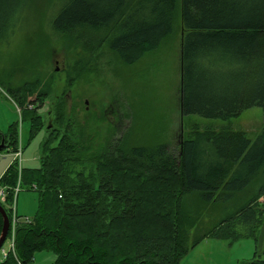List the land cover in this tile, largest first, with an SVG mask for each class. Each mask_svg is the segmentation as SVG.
<instances>
[{"label":"trees","instance_id":"trees-1","mask_svg":"<svg viewBox=\"0 0 264 264\" xmlns=\"http://www.w3.org/2000/svg\"><path fill=\"white\" fill-rule=\"evenodd\" d=\"M47 1L56 38H89L123 66L157 54L182 33L179 105L184 117L229 120L253 107L264 110V0ZM35 3L0 0V42L14 35ZM91 42L86 51L95 48ZM85 65L78 71L86 75ZM9 90L32 132L45 128L47 139L40 168L22 166V187L39 195L37 214L31 223L17 225L15 255L0 264H32L41 251L57 255L53 264H180L207 238L258 241L264 183L253 193L252 187L264 180V128L254 143L230 127L194 129L189 138L179 136L173 150L163 130L148 127L156 124L152 113L142 124L137 118L144 119V113L128 116L130 126L118 138L111 124L105 133L96 128L99 120L88 117L77 124L64 100L51 108L46 123L28 107L43 106L47 91L31 101L34 85ZM4 142L17 151L16 125ZM18 178L13 161L0 178V187L8 188L7 204ZM188 195L231 215L204 224L207 228L192 240L197 213L206 209L186 218ZM3 225L0 212V236ZM237 264H264V259Z\"/></svg>","mask_w":264,"mask_h":264},{"label":"rangeland","instance_id":"rangeland-1","mask_svg":"<svg viewBox=\"0 0 264 264\" xmlns=\"http://www.w3.org/2000/svg\"><path fill=\"white\" fill-rule=\"evenodd\" d=\"M51 11L47 0H36L32 10L24 14L23 22L14 35L0 42V145L16 125L19 143L23 148V168H40L42 149L47 139L45 128L32 132L31 121L22 118L21 105L9 90L25 85H34L31 101L40 92L49 93L44 98L43 106L39 102L28 107L42 114L46 123L50 120L51 108L64 100L67 114L73 113L77 124H84L88 117L96 122L99 120L102 122L96 126L97 130L105 133L111 124L119 138L130 126L128 116L144 113V119L137 118V123L142 124L147 116L152 117V113L156 124L148 127L155 125L163 130L164 141L173 145V150L179 136L182 140L189 138L194 129L204 131L230 127L235 131H243L252 143L261 134L264 128V110L261 107L248 109L239 117L229 120L209 119L200 115L184 117L181 114L179 57L182 33L165 44L157 54L136 65L123 66L106 53L104 45L99 47L89 38H56L49 27ZM90 42L95 48L86 51L85 45ZM85 61L89 66L84 64ZM81 65L87 67L86 75L78 71ZM13 160L11 149L5 148L0 152V178ZM262 180L252 187V193L264 183ZM193 198L190 195L184 198V208L187 210L185 217L186 213L192 214V211L201 208L206 211L202 209L197 213L200 221H197V229L192 231V240L207 228L204 224L210 226L223 214L231 215L230 210L222 206H201ZM38 202V193L24 187L16 200L18 215L33 220L38 211ZM258 236V241L244 238L233 243L214 238L204 239L190 249L180 264H237L252 260L255 256L264 259V223ZM9 244V241L5 243L6 250ZM56 261L55 253L41 251L36 253L32 264H53Z\"/></svg>","mask_w":264,"mask_h":264},{"label":"built area","instance_id":"built-area-1","mask_svg":"<svg viewBox=\"0 0 264 264\" xmlns=\"http://www.w3.org/2000/svg\"><path fill=\"white\" fill-rule=\"evenodd\" d=\"M14 162L18 163V171H19V178L18 183L16 187L13 189V201L11 204H7L8 200V188L7 187H0V203L5 204L9 211L11 212L12 220L10 221V230L8 233L7 241H9V248L6 250L4 246L1 248L0 252L2 253V259L1 261H4L10 253H13L15 255V237H16V227L19 223H31V220L28 218L20 217L17 213V207H16V200L19 195V193L23 190L22 187V181H21V175H22V162H23V148L20 144L17 151L14 153ZM6 241V242H7ZM19 264H22L19 262Z\"/></svg>","mask_w":264,"mask_h":264},{"label":"water","instance_id":"water-1","mask_svg":"<svg viewBox=\"0 0 264 264\" xmlns=\"http://www.w3.org/2000/svg\"><path fill=\"white\" fill-rule=\"evenodd\" d=\"M50 127H51V125H50ZM5 148H6V145H5V142L3 140L2 145H0V152L3 151ZM0 212L3 215V219H4L3 230H2V233L0 236V249H1L3 247L6 239H7V236H8L9 230H10V220H9V216H8L6 210L4 209V207L1 204H0Z\"/></svg>","mask_w":264,"mask_h":264},{"label":"crops","instance_id":"crops-1","mask_svg":"<svg viewBox=\"0 0 264 264\" xmlns=\"http://www.w3.org/2000/svg\"><path fill=\"white\" fill-rule=\"evenodd\" d=\"M2 177V176H1Z\"/></svg>","mask_w":264,"mask_h":264},{"label":"flooded vegetation","instance_id":"flooded-vegetation-1","mask_svg":"<svg viewBox=\"0 0 264 264\" xmlns=\"http://www.w3.org/2000/svg\"><path fill=\"white\" fill-rule=\"evenodd\" d=\"M6 145V144H5Z\"/></svg>","mask_w":264,"mask_h":264}]
</instances>
